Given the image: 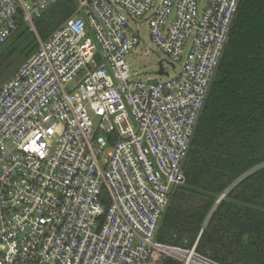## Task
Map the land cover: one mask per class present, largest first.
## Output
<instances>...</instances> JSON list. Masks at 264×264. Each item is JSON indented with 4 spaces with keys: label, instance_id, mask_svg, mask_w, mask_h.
Masks as SVG:
<instances>
[{
    "label": "built area",
    "instance_id": "obj_1",
    "mask_svg": "<svg viewBox=\"0 0 264 264\" xmlns=\"http://www.w3.org/2000/svg\"><path fill=\"white\" fill-rule=\"evenodd\" d=\"M57 0H0V47ZM241 0H79L0 87V264H187L157 236ZM176 68L130 76L145 40ZM162 71V73H161ZM108 146L112 151L106 153ZM197 256V257H198ZM205 258V257H204ZM203 259V258H202ZM173 261H178L173 263Z\"/></svg>",
    "mask_w": 264,
    "mask_h": 264
},
{
    "label": "trees",
    "instance_id": "obj_2",
    "mask_svg": "<svg viewBox=\"0 0 264 264\" xmlns=\"http://www.w3.org/2000/svg\"><path fill=\"white\" fill-rule=\"evenodd\" d=\"M79 14V0H57L36 19L37 34L20 23L2 46L10 55L33 37L26 62L38 37L49 39ZM184 173L157 240L186 250L198 241L196 253L217 264H264V0H241Z\"/></svg>",
    "mask_w": 264,
    "mask_h": 264
},
{
    "label": "rangeland",
    "instance_id": "obj_3",
    "mask_svg": "<svg viewBox=\"0 0 264 264\" xmlns=\"http://www.w3.org/2000/svg\"><path fill=\"white\" fill-rule=\"evenodd\" d=\"M131 25L135 31L139 29L141 37L145 40V44L142 43L137 50H134L133 53L127 57L131 78L143 81L154 79L160 81L167 80L168 77L159 75L160 63L162 61L164 68L169 72L170 78L175 77L180 71L181 65H176V68L170 65L171 61L169 58L150 42L149 25L147 21L145 20L140 27L133 22H131ZM36 44L33 37L28 36L15 45V50L10 55L5 52V48L2 46L0 49V55H2V60L0 61V87L9 81L19 68H21L25 62L26 55ZM110 151H112V146H108L105 150L106 153ZM177 262L178 261H173V263Z\"/></svg>",
    "mask_w": 264,
    "mask_h": 264
},
{
    "label": "bare ground",
    "instance_id": "obj_4",
    "mask_svg": "<svg viewBox=\"0 0 264 264\" xmlns=\"http://www.w3.org/2000/svg\"><path fill=\"white\" fill-rule=\"evenodd\" d=\"M183 258L184 262L187 264H213L205 259L199 258L192 254L191 252L186 255H179Z\"/></svg>",
    "mask_w": 264,
    "mask_h": 264
},
{
    "label": "water",
    "instance_id": "obj_5",
    "mask_svg": "<svg viewBox=\"0 0 264 264\" xmlns=\"http://www.w3.org/2000/svg\"><path fill=\"white\" fill-rule=\"evenodd\" d=\"M161 73H162V71H161ZM227 192H228V190H227V191L222 195V197L218 200V202L216 203L215 207L213 208V210H212L210 216L212 215L213 211L216 209V207H217V205L219 204V202L225 197V195L227 194ZM210 216H209L208 219L206 220L204 227L206 226V224H207V222H208ZM197 256H198V255H197ZM198 257H199V256H198ZM201 258H203V259H205V260H207V261H209V262H211V263H213V264H217V263H215V262H213V261H211V260H208L207 258H204V257H201Z\"/></svg>",
    "mask_w": 264,
    "mask_h": 264
}]
</instances>
